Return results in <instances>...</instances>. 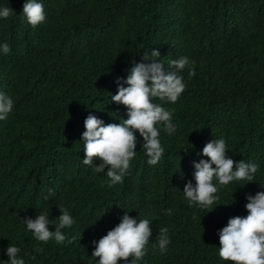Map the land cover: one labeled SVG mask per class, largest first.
Masks as SVG:
<instances>
[{"label": "trees", "instance_id": "obj_1", "mask_svg": "<svg viewBox=\"0 0 264 264\" xmlns=\"http://www.w3.org/2000/svg\"><path fill=\"white\" fill-rule=\"evenodd\" d=\"M25 2L0 0L13 9L0 18V48H11L0 52V84L14 101L0 120V264H9V244L25 264H98L93 241L123 211L151 223L137 264H232L219 256L218 230L248 214L247 194L264 191V0H38L46 20L35 28L23 18ZM153 49L166 70L188 57L196 75L180 73L186 88L176 103L153 100L177 127L171 135L160 128L161 161L147 163L137 132L130 172L109 188L107 168L94 171L99 158L83 164L84 121L89 114L105 124L128 118L124 105L111 102L116 81ZM221 138L230 158L259 165L256 181L214 180L219 199L207 209L190 205L183 189L195 184L193 161L209 159L198 153ZM59 206L74 219L62 231L75 241L36 240L23 218L44 213L54 231ZM165 227L171 242L161 253Z\"/></svg>", "mask_w": 264, "mask_h": 264}, {"label": "clouds", "instance_id": "obj_2", "mask_svg": "<svg viewBox=\"0 0 264 264\" xmlns=\"http://www.w3.org/2000/svg\"><path fill=\"white\" fill-rule=\"evenodd\" d=\"M22 13L23 18L33 28L46 20L44 5L38 0H26ZM12 15V8L0 7V18L7 19ZM0 52L8 55L11 52L9 44L4 43ZM160 56L158 49H153L150 55L144 51L141 62L134 64L127 78L117 79L118 91L111 96V102L127 108V119L119 124H105L101 118L89 114L84 121L86 130L81 137L85 153L83 164L92 166L94 159L99 158L101 163L95 164L94 171L105 172L107 168L109 188L123 183L124 177L129 174L131 162L136 156L137 132L143 138L142 148L148 157L147 163L155 166L165 152L159 138L160 128L169 135L177 131L172 121V112L153 100L176 103L186 88L180 73L188 68L189 77L195 76V66L188 57H181L171 61L169 67L175 69L174 71H170L169 67L166 70L164 62L157 59ZM125 84L128 86L125 87ZM4 93L6 87L0 84V120L7 119L14 106L13 99ZM227 153L223 138L208 142L202 153H198L209 159L193 161L195 184L189 180L183 189L184 197L190 205L207 209L219 199L216 195L218 186L214 180L219 186H227L233 181H256L254 177L259 168L258 164L245 162L243 159L235 161ZM246 199L248 202L245 208L248 214L230 218L227 225L218 230L219 256L232 264H264V191H259L254 196L249 193ZM59 207L62 214L59 215V222L54 224V231L49 230L48 225L52 222L44 213H40L35 219L23 218L27 229L36 240L47 242L54 239L61 245L66 239L68 244L75 241V236L68 238L62 231L66 227L71 228L74 219L65 208ZM120 213H123L120 223L98 241H93L96 246L92 256L99 258L98 264H119L121 260L124 264H137L147 254L146 246L152 235L149 219H139L137 222L136 218L129 215L131 211ZM168 214H171L170 209ZM167 233L166 227L159 230L158 245L161 253L167 251L171 242ZM36 251L42 252L43 249L38 248ZM6 252L9 264H25V259L18 255L21 252L19 247L9 244Z\"/></svg>", "mask_w": 264, "mask_h": 264}]
</instances>
